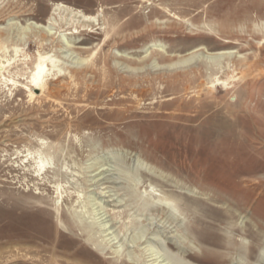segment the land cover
Wrapping results in <instances>:
<instances>
[{
    "label": "rangeland",
    "instance_id": "1",
    "mask_svg": "<svg viewBox=\"0 0 264 264\" xmlns=\"http://www.w3.org/2000/svg\"><path fill=\"white\" fill-rule=\"evenodd\" d=\"M58 4L96 16L66 49L21 28ZM0 34V264H264V0H0Z\"/></svg>",
    "mask_w": 264,
    "mask_h": 264
},
{
    "label": "bare ground",
    "instance_id": "2",
    "mask_svg": "<svg viewBox=\"0 0 264 264\" xmlns=\"http://www.w3.org/2000/svg\"><path fill=\"white\" fill-rule=\"evenodd\" d=\"M53 8H54V10H53V13L51 15V18L48 21H46L47 22L46 25L43 26V25H40V24H37V23H32V22L31 23L28 22V24L26 23L27 25L25 27H21L19 25L22 28V30L25 31V35H29L30 33H35L36 35L39 36V38H40V40L42 42H50L52 39H55V41L58 40V43L60 44L61 48L62 49H66L67 47L70 46V42H69L67 36L64 34V32L67 30V29L63 30V28H65V25H68L69 28L72 27V29L74 28V29L77 30L79 27H87L88 23H91L92 21L96 20V16L95 15L91 16V15L84 14L83 12L78 11V10L74 9L73 7H71V6H67V5H64V4H58L55 7L53 6ZM57 18L61 19L62 22L63 21L66 22L67 21V23H65V25H63L62 27L58 26V28L56 29V28H54L55 25L53 24V22ZM61 21H59V22H61ZM57 23L58 22H56V24ZM5 34L8 35V33H5ZM2 36L3 35L0 34V44H4V41L6 42V40H7V39L1 40ZM231 55H232V53H230V52H219V53H213V54L209 55L207 58L208 59H212L213 61H215V60L218 61V60H223L225 57H228V56H231ZM190 60H192V59L189 58L187 60L181 61V63L185 64V63L190 62ZM50 61H51V56H49V54L48 55H44V54H40L39 55L38 61H37L36 65H35V69L32 71L31 75H29L30 77L27 79L28 83H29V85L27 86V89L30 92V95L32 97L35 96V93L33 92V89H40L42 91L45 90V88L47 87V80L52 75V72H56V71L58 73L62 72L59 69L55 70L54 67L53 68H49ZM8 63H9V61H7V62L5 61V63H4V61H2V64H1L0 68L8 66ZM258 63H260V62L258 61ZM248 69H252V67L248 66ZM247 73H248V71H247ZM260 73H262V71ZM222 84H224V83H222ZM114 158L117 159L118 157H115V155H114ZM36 164H38L36 170H37L39 175L42 172L46 173L47 169L51 168V167H49V163L46 160L40 159L39 161H37ZM136 173H139V171L136 170L133 173V175H135ZM129 176H130V174H129ZM129 176L126 177V179L129 178ZM134 178L136 179L137 177H134ZM134 178H133V180H134ZM133 180H132V183H133ZM129 187L131 189V186H129ZM135 189L136 190L133 189L134 191L131 190L133 197H135V196L140 197L138 195V192H137V191H139V190H137V185L135 186ZM147 192H149L147 195H144L142 193L143 197H142V199H140V201H142V204L140 205L141 209H145V208L149 209L150 207L161 208L162 205L165 202L168 203V204L169 203L172 204V202H173L171 199H169L168 197H165L163 194H161L162 192L159 193L158 190H155V188H152L151 191H147ZM144 197H147L148 199H143ZM152 200H153V203H152ZM173 203H175V202H173ZM165 208H167V207H165ZM172 208H173L174 211L177 209L176 205L172 206ZM141 211H143V210H141ZM103 222L105 223V221H103ZM99 225H100L101 228H104V229H106L108 227V225H106V224L105 225L99 224ZM94 226H95V223H93V224L89 223V229L90 230L95 229L96 227H94ZM95 250L98 253H101V248L100 247H95Z\"/></svg>",
    "mask_w": 264,
    "mask_h": 264
}]
</instances>
